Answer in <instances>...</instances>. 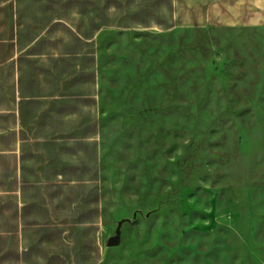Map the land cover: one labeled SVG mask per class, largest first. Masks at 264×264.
I'll return each instance as SVG.
<instances>
[{
	"label": "rangeland",
	"instance_id": "1",
	"mask_svg": "<svg viewBox=\"0 0 264 264\" xmlns=\"http://www.w3.org/2000/svg\"><path fill=\"white\" fill-rule=\"evenodd\" d=\"M100 54L110 259L264 264V20L109 28Z\"/></svg>",
	"mask_w": 264,
	"mask_h": 264
},
{
	"label": "crops",
	"instance_id": "2",
	"mask_svg": "<svg viewBox=\"0 0 264 264\" xmlns=\"http://www.w3.org/2000/svg\"><path fill=\"white\" fill-rule=\"evenodd\" d=\"M263 20L264 0H0V264H116L105 205L106 29Z\"/></svg>",
	"mask_w": 264,
	"mask_h": 264
},
{
	"label": "water",
	"instance_id": "3",
	"mask_svg": "<svg viewBox=\"0 0 264 264\" xmlns=\"http://www.w3.org/2000/svg\"><path fill=\"white\" fill-rule=\"evenodd\" d=\"M119 241H120L119 238L111 239V240L109 241L108 245H110V246L116 245V244L119 243Z\"/></svg>",
	"mask_w": 264,
	"mask_h": 264
},
{
	"label": "trees",
	"instance_id": "4",
	"mask_svg": "<svg viewBox=\"0 0 264 264\" xmlns=\"http://www.w3.org/2000/svg\"><path fill=\"white\" fill-rule=\"evenodd\" d=\"M138 20H139L140 23H142L144 25L146 24L145 21H142L141 19H138Z\"/></svg>",
	"mask_w": 264,
	"mask_h": 264
},
{
	"label": "bare ground",
	"instance_id": "5",
	"mask_svg": "<svg viewBox=\"0 0 264 264\" xmlns=\"http://www.w3.org/2000/svg\"><path fill=\"white\" fill-rule=\"evenodd\" d=\"M175 31V30H174Z\"/></svg>",
	"mask_w": 264,
	"mask_h": 264
}]
</instances>
